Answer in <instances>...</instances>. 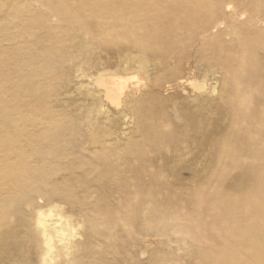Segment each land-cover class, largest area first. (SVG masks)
I'll return each instance as SVG.
<instances>
[{"label": "bare ground", "instance_id": "1", "mask_svg": "<svg viewBox=\"0 0 264 264\" xmlns=\"http://www.w3.org/2000/svg\"><path fill=\"white\" fill-rule=\"evenodd\" d=\"M0 264H264V0H0Z\"/></svg>", "mask_w": 264, "mask_h": 264}, {"label": "rangeland", "instance_id": "2", "mask_svg": "<svg viewBox=\"0 0 264 264\" xmlns=\"http://www.w3.org/2000/svg\"><path fill=\"white\" fill-rule=\"evenodd\" d=\"M210 72H212V69H210ZM209 90L210 86L208 85L206 87V91L209 92ZM207 152L208 153L206 154V160L202 164L196 165L195 163L186 162V165L184 161L181 165H179V167L174 170V173L176 174L178 179L185 182L189 180V178L193 176L199 169L204 170V172L207 173L211 168V159L213 158V153L210 150H208ZM184 204H186L185 206H187V203L184 202ZM162 238L164 241L162 245L153 244L149 247L152 251L155 252V256L158 255L161 257L176 258L184 255L183 244L178 240L177 234L167 231V234H164Z\"/></svg>", "mask_w": 264, "mask_h": 264}]
</instances>
